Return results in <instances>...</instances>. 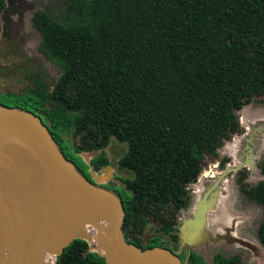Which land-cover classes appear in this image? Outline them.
<instances>
[{"label": "trees", "instance_id": "trees-1", "mask_svg": "<svg viewBox=\"0 0 264 264\" xmlns=\"http://www.w3.org/2000/svg\"><path fill=\"white\" fill-rule=\"evenodd\" d=\"M61 1V17L37 11L30 18L39 51L59 67L57 79L35 75L19 92H0V105L38 113L61 155L89 182L91 171L109 164L102 152L109 139L124 143L116 165L130 177L101 185L122 203L123 239L140 250L177 249L186 186L205 155L215 158L242 133L236 111L253 97L264 100V0ZM3 8L0 0V14ZM258 168L264 177V158ZM244 175L239 191L261 207L256 238L264 249V180L246 187ZM149 220L153 235L141 245ZM182 260L204 264L187 250ZM54 264L104 260L74 239ZM211 264L242 263L214 256Z\"/></svg>", "mask_w": 264, "mask_h": 264}, {"label": "water", "instance_id": "water-1", "mask_svg": "<svg viewBox=\"0 0 264 264\" xmlns=\"http://www.w3.org/2000/svg\"><path fill=\"white\" fill-rule=\"evenodd\" d=\"M14 6L15 0H4V29L15 15ZM23 11H18L19 19ZM246 151L248 160L218 171L192 203L191 215L178 226V249L192 252L218 238L231 240L212 238L207 215L216 204L223 176L252 167L250 147ZM110 169L105 166L101 175L91 171L92 182L87 181L61 155L38 113L0 105V264H54L74 239L84 241L104 264H182L171 250H140L124 241L122 203L101 187ZM150 238L143 235L141 245Z\"/></svg>", "mask_w": 264, "mask_h": 264}, {"label": "rangeland", "instance_id": "rangeland-1", "mask_svg": "<svg viewBox=\"0 0 264 264\" xmlns=\"http://www.w3.org/2000/svg\"><path fill=\"white\" fill-rule=\"evenodd\" d=\"M25 9L21 14L20 21L12 18L14 28H17V39L21 41V50L18 46L7 44L0 37V92H19L27 87L29 78L38 75L42 79L52 83L59 75V67L56 63L45 58L39 51V34L32 28L30 18L34 12L41 11L57 18L64 14V5L61 0H22ZM19 20V19H18ZM236 117L243 136L232 135L228 140L216 150V157L205 155L201 163V171L192 184L186 186L188 195L187 206L178 212L176 216L175 229L178 233V226L181 220L189 217L192 212V203L199 197L202 190L213 181L214 175L228 165L234 167L243 163L247 158V148L251 149L252 167L242 166L236 172H229L223 176L218 187L219 193L216 198V204L208 212L206 228L209 232H218L223 228H230V235L245 239L249 245L254 244L259 249V260L251 262L242 259V264H264V249L256 238V230L262 218L261 207L250 201L239 191L237 182L239 173L245 172L242 183L246 187L254 186L259 181L264 180L261 175L258 163L264 158V100L261 97H253L252 100L241 107L236 112ZM104 157L108 161L111 169L108 171V180L111 185L120 184L119 180L130 177L126 170L117 168V160L125 152V144L118 143L113 138L109 139L107 146L102 150ZM98 154V151L85 153L84 159H90ZM226 159L222 167H216L221 159ZM76 164L88 174L85 167V161L79 157H74ZM104 168L97 173H103ZM95 173L96 175H98ZM104 182L101 184L103 185ZM125 196L129 193L122 186L115 187ZM155 223L151 220L145 224L143 235H153ZM218 227V231L213 227ZM209 227L212 230H209ZM93 245V244H92ZM177 245V244H176ZM234 247V246H233ZM227 246L226 242L219 240L216 243H205L196 248H192V253L199 256L204 264L210 263L211 256L223 255ZM181 253L185 254L186 249L182 248ZM230 253L239 254L246 257L245 252L240 247L231 248Z\"/></svg>", "mask_w": 264, "mask_h": 264}, {"label": "flooded vegetation", "instance_id": "flooded-vegetation-1", "mask_svg": "<svg viewBox=\"0 0 264 264\" xmlns=\"http://www.w3.org/2000/svg\"><path fill=\"white\" fill-rule=\"evenodd\" d=\"M22 9H25V5H23V1L20 0L19 2H17L15 0V6H14L15 15L11 16L10 25H9L8 30L2 28V15L0 14V37L4 39L5 43H7V44L9 43L11 45H16V46H18V49H20V50H21V46H20L21 45V41L19 39H17L18 38L17 37V35H18L17 28L16 27L14 28V25H13V22H12V18L15 17L17 19V21H20V19L17 17V13H18V11H20ZM210 224L211 223L207 222V225L212 227V225H210ZM210 227H209V230H212V228H210ZM213 229L218 231V227L217 226L213 227ZM210 233L212 235V238H215V236H217V237L227 236V237L231 238V240H228L227 238H221V239L218 238L214 242V243H216L219 240H222V241L224 240L226 242V246H227L225 252L222 253L223 255H214V256H220V257L225 258V259L236 257V258L239 259V261L241 263H242V259H245V261L249 260L250 262H251V260L256 261V260L260 259L259 258L260 253H259L258 247H256V245H254V244L249 245L250 243L248 244L247 241L245 242L244 241L245 239L243 240L240 237L231 236L230 235V233H231L230 228L226 227V228H223V230H220L218 232L213 233L211 231ZM235 247H240L241 251L245 252L246 257L241 256V255H239L237 253H235V254L230 253L231 248H235ZM169 248H170V250H172L176 254L177 258L179 259V261L182 264H187V263L184 262V260H182L183 254L181 253V249H178V247H177V249H174L171 245L169 246ZM214 256H211L210 264L212 263V259L214 258Z\"/></svg>", "mask_w": 264, "mask_h": 264}, {"label": "bare ground", "instance_id": "bare-ground-1", "mask_svg": "<svg viewBox=\"0 0 264 264\" xmlns=\"http://www.w3.org/2000/svg\"><path fill=\"white\" fill-rule=\"evenodd\" d=\"M235 166H236V165H235ZM101 225H103V223H102V222H101ZM91 237L93 238V233H92ZM90 245H92V244H91V242H90Z\"/></svg>", "mask_w": 264, "mask_h": 264}]
</instances>
